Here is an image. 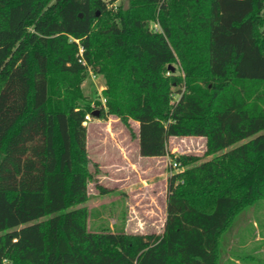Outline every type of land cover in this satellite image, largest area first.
Here are the masks:
<instances>
[{
    "label": "trees",
    "instance_id": "obj_1",
    "mask_svg": "<svg viewBox=\"0 0 264 264\" xmlns=\"http://www.w3.org/2000/svg\"><path fill=\"white\" fill-rule=\"evenodd\" d=\"M88 69L104 104L83 95ZM94 112L136 122L140 156L206 138L212 157L168 177L160 234L88 228ZM260 199L264 0H0V264H218Z\"/></svg>",
    "mask_w": 264,
    "mask_h": 264
},
{
    "label": "rangeland",
    "instance_id": "obj_2",
    "mask_svg": "<svg viewBox=\"0 0 264 264\" xmlns=\"http://www.w3.org/2000/svg\"><path fill=\"white\" fill-rule=\"evenodd\" d=\"M119 5L128 7V0H117L107 9L116 11ZM151 27L159 30L157 23ZM174 68L177 74L182 73L179 64ZM105 87L104 78L88 69L82 92L92 105L96 101L104 104L101 94ZM129 125L128 129L118 118L103 119L98 113L87 123L86 146L93 174L88 182L89 199L83 204L90 212L87 225L94 231L160 234L166 216L168 177L212 155L205 154L206 138L189 135L169 137L165 156L142 157L136 139L138 124L129 121ZM178 155L199 159L181 165L175 159ZM218 264H264V199L235 216L221 236Z\"/></svg>",
    "mask_w": 264,
    "mask_h": 264
},
{
    "label": "built area",
    "instance_id": "obj_3",
    "mask_svg": "<svg viewBox=\"0 0 264 264\" xmlns=\"http://www.w3.org/2000/svg\"><path fill=\"white\" fill-rule=\"evenodd\" d=\"M103 1L107 3V6L110 5L111 7H113V5H114V3H115V2H114V3H109L110 0H103ZM80 52H81V51H80ZM94 77H95V76H94ZM90 119H91V116H89V115L85 116V121H86V123H88V121H90ZM173 165L176 166L177 163L174 162Z\"/></svg>",
    "mask_w": 264,
    "mask_h": 264
},
{
    "label": "water",
    "instance_id": "obj_4",
    "mask_svg": "<svg viewBox=\"0 0 264 264\" xmlns=\"http://www.w3.org/2000/svg\"><path fill=\"white\" fill-rule=\"evenodd\" d=\"M93 116H97V112H94V113H93Z\"/></svg>",
    "mask_w": 264,
    "mask_h": 264
},
{
    "label": "crops",
    "instance_id": "obj_5",
    "mask_svg": "<svg viewBox=\"0 0 264 264\" xmlns=\"http://www.w3.org/2000/svg\"><path fill=\"white\" fill-rule=\"evenodd\" d=\"M142 157H145V156H142ZM151 158H154L153 156Z\"/></svg>",
    "mask_w": 264,
    "mask_h": 264
}]
</instances>
